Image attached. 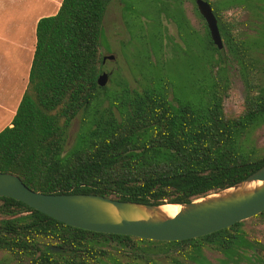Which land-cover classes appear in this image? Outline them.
Instances as JSON below:
<instances>
[{
	"label": "trees",
	"instance_id": "trees-1",
	"mask_svg": "<svg viewBox=\"0 0 264 264\" xmlns=\"http://www.w3.org/2000/svg\"><path fill=\"white\" fill-rule=\"evenodd\" d=\"M110 2L62 0L56 14L38 20L27 87L11 124L0 130V172L15 174L44 194H98L160 205L215 193L262 167L264 146L248 148L246 142L264 120V86L250 82L237 116L223 110L227 85L220 80L199 107L170 99L167 83L130 92L120 120L81 133L78 144L63 153L73 118L105 90L97 78L103 72V17ZM226 26L225 35L232 36L231 24ZM0 202V215L7 217L0 220V251L25 258L26 264H123L102 247L110 242L130 246L132 259L147 264H157L148 251L192 256L208 245L231 259L238 247H252L239 231L245 220L197 238L155 241L76 228L13 198ZM262 215L264 210L252 218ZM254 258L264 264V249Z\"/></svg>",
	"mask_w": 264,
	"mask_h": 264
},
{
	"label": "rangeland",
	"instance_id": "rangeland-1",
	"mask_svg": "<svg viewBox=\"0 0 264 264\" xmlns=\"http://www.w3.org/2000/svg\"><path fill=\"white\" fill-rule=\"evenodd\" d=\"M174 3V0H111L103 17L101 47V54L106 57L103 71L109 78L105 90L100 91L90 108L73 118L62 145L63 153L78 144L81 133L120 120L130 92L160 89L167 83L170 99L199 107L207 101L213 83L220 80L227 85L223 110L227 116H237L244 108L246 83L264 86V0H243L242 7L227 14L224 20L233 24L234 31L232 36H221L224 47L218 51L212 48L198 12L195 10L192 16L190 4L184 9L188 29L183 27ZM7 28L11 30L12 25ZM236 42H241V47ZM13 47L0 41V85L6 59L12 64L18 60ZM241 49L246 51L242 53ZM9 70L11 74L12 67ZM8 119L9 116L0 117V130L8 126ZM246 145L264 146V120L252 128ZM2 218L7 217L0 215ZM239 231L252 247H238L231 259L208 245L192 256L173 255V251L165 255L156 250L146 255L157 264H176L174 258L181 264H260L254 255L263 253L264 215L245 220ZM102 247L110 255L118 256L123 264H147L132 259L130 246L110 242ZM25 261L8 251H0V264H26ZM104 262L110 264L109 260Z\"/></svg>",
	"mask_w": 264,
	"mask_h": 264
},
{
	"label": "water",
	"instance_id": "water-1",
	"mask_svg": "<svg viewBox=\"0 0 264 264\" xmlns=\"http://www.w3.org/2000/svg\"><path fill=\"white\" fill-rule=\"evenodd\" d=\"M210 38L218 50L224 45L210 5L196 0ZM112 58V56H110ZM106 57H103V62ZM102 72L97 84L104 87ZM260 184H256L259 183ZM0 197H9L64 224L106 234L128 235L155 241H182L201 237L250 219L264 210V165L231 187L188 203L177 204L170 217L160 205L121 201L98 194H44L27 187L15 174L0 172ZM59 251L56 246L50 247Z\"/></svg>",
	"mask_w": 264,
	"mask_h": 264
},
{
	"label": "crops",
	"instance_id": "crops-1",
	"mask_svg": "<svg viewBox=\"0 0 264 264\" xmlns=\"http://www.w3.org/2000/svg\"><path fill=\"white\" fill-rule=\"evenodd\" d=\"M61 3L62 0H0V41L13 45L18 59L12 64L5 58L7 72L1 71L4 78L0 85V117L9 116L8 126L28 84L36 24L40 18L56 14Z\"/></svg>",
	"mask_w": 264,
	"mask_h": 264
},
{
	"label": "flooded vegetation",
	"instance_id": "flooded-vegetation-1",
	"mask_svg": "<svg viewBox=\"0 0 264 264\" xmlns=\"http://www.w3.org/2000/svg\"><path fill=\"white\" fill-rule=\"evenodd\" d=\"M174 1H175L174 3L175 10L180 13L181 20L183 21V27H187L189 29V26L185 20L187 10H184V9L186 8L187 5L190 4L192 8L189 13L191 15L193 14L192 16H194L195 14L194 11L196 10L198 12L199 18L204 23V29L210 38V33H209L207 23L198 11L196 0H174ZM203 1L207 2L210 5L212 13L217 20V26H218L220 35L222 36V35H225L226 33H229V30L227 29V26H226L227 22L224 20V18L227 16V14H231L234 8L242 7L243 0H203ZM230 24L232 26L231 27L232 29L230 31L233 32L234 26L232 23ZM191 33H193L192 30H191ZM111 59H114V57L112 56Z\"/></svg>",
	"mask_w": 264,
	"mask_h": 264
},
{
	"label": "bare ground",
	"instance_id": "bare-ground-1",
	"mask_svg": "<svg viewBox=\"0 0 264 264\" xmlns=\"http://www.w3.org/2000/svg\"><path fill=\"white\" fill-rule=\"evenodd\" d=\"M256 184H260V182ZM161 210L165 215L172 217L179 212L180 206L177 204H165L161 207Z\"/></svg>",
	"mask_w": 264,
	"mask_h": 264
}]
</instances>
